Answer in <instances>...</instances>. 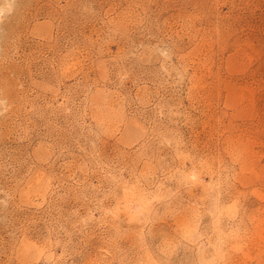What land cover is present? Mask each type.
I'll return each instance as SVG.
<instances>
[{"label": "rangeland", "instance_id": "obj_1", "mask_svg": "<svg viewBox=\"0 0 264 264\" xmlns=\"http://www.w3.org/2000/svg\"><path fill=\"white\" fill-rule=\"evenodd\" d=\"M0 9V264H264V0Z\"/></svg>", "mask_w": 264, "mask_h": 264}, {"label": "clouds", "instance_id": "obj_2", "mask_svg": "<svg viewBox=\"0 0 264 264\" xmlns=\"http://www.w3.org/2000/svg\"><path fill=\"white\" fill-rule=\"evenodd\" d=\"M4 15H5V10L0 9V22L3 21V17H4Z\"/></svg>", "mask_w": 264, "mask_h": 264}, {"label": "bare ground", "instance_id": "obj_3", "mask_svg": "<svg viewBox=\"0 0 264 264\" xmlns=\"http://www.w3.org/2000/svg\"><path fill=\"white\" fill-rule=\"evenodd\" d=\"M127 205H128V204H127ZM137 209H139V206H138V205L134 206V208H133L132 211H133L134 213H136V212H137Z\"/></svg>", "mask_w": 264, "mask_h": 264}]
</instances>
